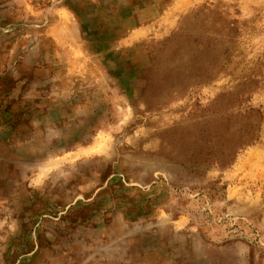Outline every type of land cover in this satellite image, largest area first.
I'll return each mask as SVG.
<instances>
[{
	"label": "rangeland",
	"instance_id": "1",
	"mask_svg": "<svg viewBox=\"0 0 264 264\" xmlns=\"http://www.w3.org/2000/svg\"><path fill=\"white\" fill-rule=\"evenodd\" d=\"M0 264H264V0H0Z\"/></svg>",
	"mask_w": 264,
	"mask_h": 264
},
{
	"label": "trees",
	"instance_id": "2",
	"mask_svg": "<svg viewBox=\"0 0 264 264\" xmlns=\"http://www.w3.org/2000/svg\"><path fill=\"white\" fill-rule=\"evenodd\" d=\"M246 110H248V109H243L242 110V114H243V116H244V119H246V120H250V119H252V118H250V116L249 115H247L246 114ZM250 110V109H249ZM229 115H233V113H232V111H230V109H229ZM227 126H231V124H229L228 122H227ZM254 135H256L254 132H249V133H245L244 135H242V140H244V139H252L253 137H254ZM253 136V137H252ZM239 142H241V141H239ZM243 143H241L240 145H242ZM225 157L226 156H224L223 158H222V160H219V158H217V161L218 162H220V161H224L225 160Z\"/></svg>",
	"mask_w": 264,
	"mask_h": 264
}]
</instances>
